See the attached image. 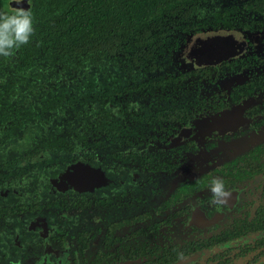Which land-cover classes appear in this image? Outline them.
Segmentation results:
<instances>
[{"label":"trees","instance_id":"obj_1","mask_svg":"<svg viewBox=\"0 0 264 264\" xmlns=\"http://www.w3.org/2000/svg\"><path fill=\"white\" fill-rule=\"evenodd\" d=\"M10 1L0 0V12L12 10ZM28 3L33 37L0 58V191L5 170L19 176L36 169L43 186L76 161L112 180L144 176L171 162L160 161L172 149L158 148L165 139L156 137L234 105L254 104L249 119L264 114V0ZM218 32L238 33L241 53L211 65L187 57L195 36ZM240 75L242 82L224 89L228 76ZM261 163L263 145L217 169L240 177ZM165 207L151 204L152 231Z\"/></svg>","mask_w":264,"mask_h":264},{"label":"flooded vegetation","instance_id":"obj_2","mask_svg":"<svg viewBox=\"0 0 264 264\" xmlns=\"http://www.w3.org/2000/svg\"><path fill=\"white\" fill-rule=\"evenodd\" d=\"M227 78L232 84L226 90L245 79ZM253 106H230L156 137L165 139L156 142L158 148L172 149L160 161L167 163L169 156L171 162L144 176L134 171L126 180H112L96 167L105 182L78 191L63 175L82 161L43 186L36 169L19 176L5 170L0 264H264V163L240 177L217 169L253 147L264 149V114L245 117ZM206 173L205 183L195 182ZM214 177L230 193L224 204L212 202L208 189ZM167 203L170 207L155 214L159 228L152 231L151 204Z\"/></svg>","mask_w":264,"mask_h":264},{"label":"water","instance_id":"obj_3","mask_svg":"<svg viewBox=\"0 0 264 264\" xmlns=\"http://www.w3.org/2000/svg\"><path fill=\"white\" fill-rule=\"evenodd\" d=\"M28 1L29 0H22V3L19 6L29 8ZM9 7L11 9L17 7L16 0H11L9 2ZM236 42H239L241 45L240 51L238 53H235V51L232 52L234 47L239 45ZM197 44L202 48L206 46V52L208 50L209 53H213V55L208 56L210 58H208L207 61H201L200 59L196 58L198 56ZM243 46V39L238 33L235 32L201 34L195 36L191 41L187 57L204 65L217 64L240 54ZM192 55L197 56L194 58ZM70 169V171H67L63 175V179L78 191H83L86 188L88 189L92 186H98L99 183L105 182L104 174L99 169H94L83 163H77ZM189 260L190 259H185L183 262L186 263Z\"/></svg>","mask_w":264,"mask_h":264},{"label":"clouds","instance_id":"obj_4","mask_svg":"<svg viewBox=\"0 0 264 264\" xmlns=\"http://www.w3.org/2000/svg\"><path fill=\"white\" fill-rule=\"evenodd\" d=\"M17 7L0 12V58L11 57L16 50L27 45L34 35V18L30 8L19 6L22 0H16ZM209 192L214 204H224L230 193L223 179L212 178Z\"/></svg>","mask_w":264,"mask_h":264},{"label":"rangeland","instance_id":"obj_5","mask_svg":"<svg viewBox=\"0 0 264 264\" xmlns=\"http://www.w3.org/2000/svg\"><path fill=\"white\" fill-rule=\"evenodd\" d=\"M237 44H239V45H236V47H234V49H233V51L232 52H234L235 51V53H238L239 51H240V43L239 42H236ZM206 46L204 47V48H202V47H199L198 46V44H197V50H198V56L196 57L195 55H192L194 58L196 57V58H198V59H200L201 61H207L208 60V58H210V57H208V56H211V55H213V53H209V51L207 50V52H206ZM207 53H209V54H207ZM234 53V54H235ZM191 60V59H190ZM194 61V60H193ZM188 63H190V62H188ZM223 84H224V87H225V85L226 86H229V85H231L232 84V79L231 78H227L225 81H223ZM237 110V109H236ZM236 110H234V111H236ZM211 125H212V127H214V128H216V126H218V124L217 123H211Z\"/></svg>","mask_w":264,"mask_h":264}]
</instances>
